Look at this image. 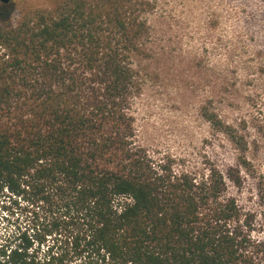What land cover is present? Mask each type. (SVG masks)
<instances>
[{"label":"trees","instance_id":"obj_1","mask_svg":"<svg viewBox=\"0 0 264 264\" xmlns=\"http://www.w3.org/2000/svg\"><path fill=\"white\" fill-rule=\"evenodd\" d=\"M153 9L57 0L16 25L2 17L0 200L25 225L0 264H264L228 195L234 168L177 172L137 142ZM205 116L246 151L237 128Z\"/></svg>","mask_w":264,"mask_h":264},{"label":"rangeland","instance_id":"obj_2","mask_svg":"<svg viewBox=\"0 0 264 264\" xmlns=\"http://www.w3.org/2000/svg\"><path fill=\"white\" fill-rule=\"evenodd\" d=\"M148 1L154 9L149 58L142 61L147 76L135 105L137 142L177 172L234 168L240 183L229 181L228 195L251 216L252 237L264 250V0ZM56 2L0 1V21L10 12L6 21L16 25L23 12ZM206 112L237 128L246 151ZM3 205L0 200V246L25 225L17 207L8 213Z\"/></svg>","mask_w":264,"mask_h":264},{"label":"water","instance_id":"obj_3","mask_svg":"<svg viewBox=\"0 0 264 264\" xmlns=\"http://www.w3.org/2000/svg\"><path fill=\"white\" fill-rule=\"evenodd\" d=\"M3 4L7 5L9 4L12 0H0Z\"/></svg>","mask_w":264,"mask_h":264}]
</instances>
